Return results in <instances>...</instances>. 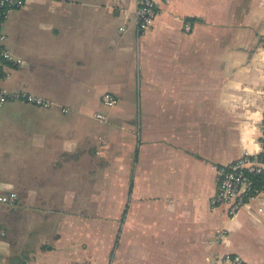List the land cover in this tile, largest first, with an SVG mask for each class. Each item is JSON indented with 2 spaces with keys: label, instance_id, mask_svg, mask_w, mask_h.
<instances>
[{
  "label": "crops",
  "instance_id": "0c3cea01",
  "mask_svg": "<svg viewBox=\"0 0 264 264\" xmlns=\"http://www.w3.org/2000/svg\"><path fill=\"white\" fill-rule=\"evenodd\" d=\"M159 2L143 31L138 0L4 20L23 61L0 83L51 105L0 108V186L19 195L0 203V264H264V194L235 216L212 200L217 167L262 149L264 0Z\"/></svg>",
  "mask_w": 264,
  "mask_h": 264
},
{
  "label": "built area",
  "instance_id": "2783aa9c",
  "mask_svg": "<svg viewBox=\"0 0 264 264\" xmlns=\"http://www.w3.org/2000/svg\"><path fill=\"white\" fill-rule=\"evenodd\" d=\"M29 2L30 0H0V70L2 61L14 63L23 61L5 44L7 34L3 24L13 9L25 6ZM138 2V27L143 31L155 23L160 2L159 0H138ZM185 26L187 29L191 28L190 20L186 21ZM8 101H24L41 106L51 105V101L41 95L28 90H11L0 83V108ZM102 101L112 106L118 99L115 94L106 91L102 95ZM98 117L104 118V115L99 113ZM261 130V152H245L231 163L217 167L218 185L212 200L214 203L227 204L228 212L232 216H235L243 205L251 203L264 194V114ZM18 201L19 195L15 190L0 186V203L14 205ZM210 264H248V262L240 254H226L220 260L213 259Z\"/></svg>",
  "mask_w": 264,
  "mask_h": 264
},
{
  "label": "trees",
  "instance_id": "16d2710c",
  "mask_svg": "<svg viewBox=\"0 0 264 264\" xmlns=\"http://www.w3.org/2000/svg\"><path fill=\"white\" fill-rule=\"evenodd\" d=\"M16 204H14V205H16ZM14 261H16V262H14ZM13 262H14L13 264H28V255L27 256H21V257L19 256V258L13 260ZM4 263L5 264H12L11 262H8V261H4Z\"/></svg>",
  "mask_w": 264,
  "mask_h": 264
},
{
  "label": "rangeland",
  "instance_id": "374dc122",
  "mask_svg": "<svg viewBox=\"0 0 264 264\" xmlns=\"http://www.w3.org/2000/svg\"><path fill=\"white\" fill-rule=\"evenodd\" d=\"M2 230H3V228H2Z\"/></svg>",
  "mask_w": 264,
  "mask_h": 264
}]
</instances>
